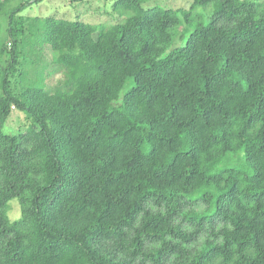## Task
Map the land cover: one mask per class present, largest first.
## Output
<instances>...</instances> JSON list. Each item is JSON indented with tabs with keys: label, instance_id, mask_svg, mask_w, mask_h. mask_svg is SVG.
<instances>
[{
	"label": "trees",
	"instance_id": "obj_1",
	"mask_svg": "<svg viewBox=\"0 0 264 264\" xmlns=\"http://www.w3.org/2000/svg\"><path fill=\"white\" fill-rule=\"evenodd\" d=\"M29 2H0V264H264V0L24 30Z\"/></svg>",
	"mask_w": 264,
	"mask_h": 264
},
{
	"label": "rangeland",
	"instance_id": "obj_2",
	"mask_svg": "<svg viewBox=\"0 0 264 264\" xmlns=\"http://www.w3.org/2000/svg\"><path fill=\"white\" fill-rule=\"evenodd\" d=\"M4 0H0L2 2ZM28 0H7V5L10 7L17 6L20 3H24ZM29 4L18 16L22 17L25 21L24 30L27 23L34 19L44 20L47 18L64 20V21H81L85 24L95 26H110L121 21L125 16L120 15L114 11L113 6L117 0H41L39 2H33L29 0ZM142 6L145 9L158 6L164 9H181L188 10L193 0H142ZM262 1V0H253ZM213 4L203 8L198 7L195 12L203 13L204 10L212 11ZM5 27V23L1 22V28ZM183 30L177 32L180 34ZM189 30H185L186 33ZM4 38V33L0 34V39ZM186 36L182 40L173 39L172 48H176L185 43ZM6 41V39H5ZM7 49H10V44L6 43ZM28 59L36 60L34 65L26 64L24 70L29 74L32 80H35L37 73L42 72L44 84L47 88L56 87L63 78L62 73H53L51 67V54L47 45L34 46L29 54H26ZM7 56L4 55L0 58L5 60ZM53 73V74H52ZM23 116L17 112H12L9 120L4 124V132H16L26 128V124ZM236 162H241V159H236ZM11 208L7 212L9 219L12 221L19 217V207L16 200L11 201ZM204 241V237L200 239V243ZM135 264H138L137 262ZM171 264V262H168Z\"/></svg>",
	"mask_w": 264,
	"mask_h": 264
}]
</instances>
